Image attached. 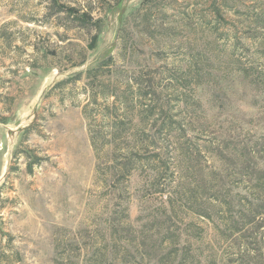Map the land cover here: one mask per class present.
I'll use <instances>...</instances> for the list:
<instances>
[{
    "label": "rangeland",
    "instance_id": "374dc122",
    "mask_svg": "<svg viewBox=\"0 0 264 264\" xmlns=\"http://www.w3.org/2000/svg\"><path fill=\"white\" fill-rule=\"evenodd\" d=\"M0 233V264H264V0H0Z\"/></svg>",
    "mask_w": 264,
    "mask_h": 264
},
{
    "label": "trees",
    "instance_id": "16d2710c",
    "mask_svg": "<svg viewBox=\"0 0 264 264\" xmlns=\"http://www.w3.org/2000/svg\"><path fill=\"white\" fill-rule=\"evenodd\" d=\"M67 10H69V9H67ZM87 15V13L86 12H84V13H82V16L84 17V16H86ZM95 39L90 43V48H93L94 46H95V41H96V36L94 37ZM98 94H96V93H93V100H92V102L93 101H95V100H97V96ZM92 102L91 101H89L88 103H87V105H86V107H85V109H84V113L86 114V116L88 117V118H90V120H91V113L88 111V109H89V106L92 104ZM106 114H104V116H105ZM109 116V115H108ZM121 125H119V124H115L114 126L112 125L111 127L113 128V129H115V128H118V127H120ZM89 127H90V129H89V131H90V138H91V142H92V145H93V147H94V150L96 151V153H98L99 152V147H100V145H109V144H111V141H109V140H104V141H99V138L97 137V135L93 132V130L91 129V123H90V125H89ZM4 234H6V233H0V236L1 235H4ZM1 239V238H0ZM96 257H97V254H96ZM21 259V257H20V253H19V251H12V250H10V249H7L5 246H1V244H0V262H11V261H19ZM96 259V258H95Z\"/></svg>",
    "mask_w": 264,
    "mask_h": 264
}]
</instances>
